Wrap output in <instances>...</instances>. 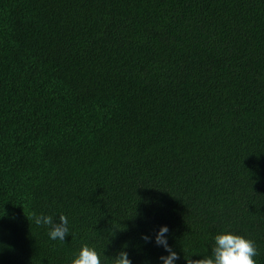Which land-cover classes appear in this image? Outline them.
<instances>
[{
    "label": "trees",
    "instance_id": "obj_1",
    "mask_svg": "<svg viewBox=\"0 0 264 264\" xmlns=\"http://www.w3.org/2000/svg\"><path fill=\"white\" fill-rule=\"evenodd\" d=\"M164 225L264 264V0H0V264H162Z\"/></svg>",
    "mask_w": 264,
    "mask_h": 264
},
{
    "label": "clouds",
    "instance_id": "obj_2",
    "mask_svg": "<svg viewBox=\"0 0 264 264\" xmlns=\"http://www.w3.org/2000/svg\"><path fill=\"white\" fill-rule=\"evenodd\" d=\"M29 219V218H28ZM33 220L37 226H45L49 229L48 235L52 240L65 241V237L70 234L68 218L60 214L58 221L51 215H35ZM169 228L164 225L155 234V243L162 246L168 253L161 256L162 264H175L180 258L177 252L168 244L167 233ZM145 242H150L151 238L143 235ZM255 242L239 234L225 232L215 236V244L210 255H203L200 259H192V255L185 256L187 264H257L254 257L258 256ZM71 264H101L100 254L87 245H84L78 256L71 261ZM114 264H132V260L127 251L121 250L115 256Z\"/></svg>",
    "mask_w": 264,
    "mask_h": 264
}]
</instances>
